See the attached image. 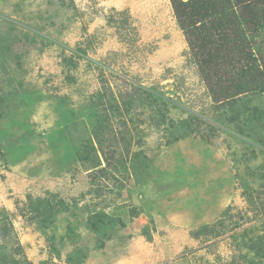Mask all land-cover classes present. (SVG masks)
Wrapping results in <instances>:
<instances>
[{
	"label": "rangeland",
	"instance_id": "374dc122",
	"mask_svg": "<svg viewBox=\"0 0 264 264\" xmlns=\"http://www.w3.org/2000/svg\"><path fill=\"white\" fill-rule=\"evenodd\" d=\"M109 97L143 101L117 115ZM180 121L193 130L168 145ZM36 200L60 204L47 227ZM105 214L115 236L88 228ZM2 254L264 264V94L212 105L169 0H0Z\"/></svg>",
	"mask_w": 264,
	"mask_h": 264
},
{
	"label": "trees",
	"instance_id": "16d2710c",
	"mask_svg": "<svg viewBox=\"0 0 264 264\" xmlns=\"http://www.w3.org/2000/svg\"><path fill=\"white\" fill-rule=\"evenodd\" d=\"M169 2L212 105L219 106L254 93L264 94V0ZM98 96V102L102 104L103 96ZM140 101L143 99H127L117 105L113 97L107 100L117 115L122 114L121 107L129 113ZM111 103H115V107L112 108ZM188 128L193 130L189 121H180L173 126L168 145L190 135ZM87 142L78 149V158L97 168V152L92 141ZM106 160L109 167L114 165L110 159ZM57 205L60 204L53 206L50 201L36 200L28 209L33 211L32 218L38 225L47 227L52 223ZM87 223L95 235L106 228L109 231L107 237L115 236L118 227L124 226L120 218L114 219L106 214L100 218L92 216ZM4 257L0 255V264H7Z\"/></svg>",
	"mask_w": 264,
	"mask_h": 264
}]
</instances>
